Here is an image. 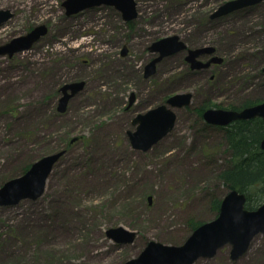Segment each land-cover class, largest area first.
I'll use <instances>...</instances> for the list:
<instances>
[{"label": "rangeland", "instance_id": "1", "mask_svg": "<svg viewBox=\"0 0 264 264\" xmlns=\"http://www.w3.org/2000/svg\"><path fill=\"white\" fill-rule=\"evenodd\" d=\"M64 1L0 0L14 15L0 26V45L48 28L32 49L0 56V188L66 150L41 198L0 207V264H124L150 241L182 245L192 224L215 219L213 198L228 193L217 174L227 155L223 134L195 109L264 102V2L212 18L230 0H135L139 16L126 21L107 5L68 16ZM171 36L187 49L146 78L145 66L159 55L150 47ZM206 46L223 62L190 72L188 50ZM82 81L60 112L61 88ZM177 93L194 98L174 109L173 131L146 152L134 149L133 119ZM118 226L135 241L109 239ZM230 251L225 245L196 264H264V236L237 261Z\"/></svg>", "mask_w": 264, "mask_h": 264}, {"label": "water", "instance_id": "2", "mask_svg": "<svg viewBox=\"0 0 264 264\" xmlns=\"http://www.w3.org/2000/svg\"><path fill=\"white\" fill-rule=\"evenodd\" d=\"M264 0H230L223 3L212 18H221L247 7L255 6ZM107 5L119 10L124 20L132 21L139 16L138 5L135 0H65L63 6L68 16L83 10ZM10 9H0V26L13 18ZM48 33L46 25L33 28L26 35L16 37L10 42L0 45V56L13 57L18 53L33 48L42 37ZM187 49L179 36H171L153 43L150 52L159 54L145 66V77L156 73L157 64L165 57L175 55ZM127 53L124 49L123 55ZM214 47L189 49L186 57L192 70L207 69L213 64H221L223 59L214 55ZM212 56L207 62L199 58ZM264 74V68H263ZM85 82L66 83L61 92L58 110L66 112L69 101L84 89ZM134 97H132V101ZM192 102L191 93H177L168 98L167 102L145 114H139L133 121L137 126L134 132L129 131V139L134 149L148 151L162 139L167 137L175 128L177 114L174 109L188 107ZM255 118L264 120V102L245 107L240 110L209 108L203 112L206 123L214 126L228 127L236 121H245ZM76 140V139H74ZM264 151V138L261 141ZM62 150L42 157L21 176L8 180L0 188V207L16 206L21 201L38 200L46 191L48 180L60 159L65 155ZM150 203L152 201L149 198ZM247 198L236 190L228 192L222 199L218 216L210 222L199 226L187 241L179 246L165 245L150 241L138 257L124 264H196L200 259H211L225 245H231L230 258L239 260L249 250L253 240L258 235L264 236V203L256 210L246 209ZM137 234L123 226L111 228L107 237L119 244H131Z\"/></svg>", "mask_w": 264, "mask_h": 264}, {"label": "trees", "instance_id": "3", "mask_svg": "<svg viewBox=\"0 0 264 264\" xmlns=\"http://www.w3.org/2000/svg\"><path fill=\"white\" fill-rule=\"evenodd\" d=\"M248 106H252L249 101L233 109L240 110ZM211 107L205 102L195 109L196 117L204 122L203 112ZM212 127L222 132L223 143L227 148L223 163L217 166L218 179L228 192L236 190L246 196L247 210L258 209L264 203V151L260 146L264 138V120L255 118L236 121L228 127ZM29 168H24V173ZM221 202V197H214L211 203L215 218L219 214ZM200 223L192 224V232Z\"/></svg>", "mask_w": 264, "mask_h": 264}, {"label": "flooded vegetation", "instance_id": "4", "mask_svg": "<svg viewBox=\"0 0 264 264\" xmlns=\"http://www.w3.org/2000/svg\"><path fill=\"white\" fill-rule=\"evenodd\" d=\"M184 60H185V62L187 63V65L190 67V68H189V71L192 72V73H193V72H194V73H205V71H206L207 69L209 70L210 67H213V66H214V65H212V66H210V67L207 68V69H199V70L195 69V70H192V69H191V65L189 64V62H187L186 56L184 57ZM203 60H204V61L209 60V57L206 58V59H203ZM191 94H192V101H193L194 95H193V93H191ZM167 100H168V99H167ZM167 100H166V102H167ZM134 101H135V100H133L132 103H130V106L134 103ZM191 104H192V102H191ZM198 108H199V107H198ZM213 108H214V107H213ZM144 114H145V113H144ZM137 116H138V115H137ZM137 116H136V117H137ZM136 117H135V118H136ZM135 118H134V119H135ZM134 119H133V121H134Z\"/></svg>", "mask_w": 264, "mask_h": 264}, {"label": "bare ground", "instance_id": "5", "mask_svg": "<svg viewBox=\"0 0 264 264\" xmlns=\"http://www.w3.org/2000/svg\"><path fill=\"white\" fill-rule=\"evenodd\" d=\"M219 252V251H218Z\"/></svg>", "mask_w": 264, "mask_h": 264}]
</instances>
